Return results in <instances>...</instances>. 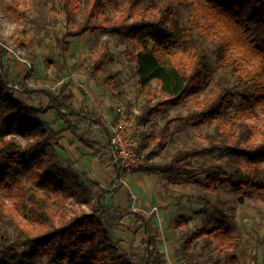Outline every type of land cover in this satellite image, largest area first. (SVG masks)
Here are the masks:
<instances>
[{"label":"trees","instance_id":"obj_1","mask_svg":"<svg viewBox=\"0 0 264 264\" xmlns=\"http://www.w3.org/2000/svg\"><path fill=\"white\" fill-rule=\"evenodd\" d=\"M11 1L8 9L19 29L15 42L24 46L20 25L30 15L21 6L28 8L33 0ZM181 9L188 13L185 22L178 18ZM61 11L66 24L73 26L58 40L62 55L69 50L68 38L88 32L115 36L117 45L127 46L125 53L135 64L146 98L140 123H147L165 104L195 97L188 115L167 119L157 135L158 145L164 146L175 121L211 125L212 131L205 135L203 146L177 151L166 165L168 170L206 173L204 189L214 193L224 178L236 194L246 189L264 192V117L261 129L249 122L264 115V0H62ZM209 39L215 45L213 54L206 46ZM24 47L28 58H36L29 46ZM6 52L3 42L0 198L13 199L29 222L18 225L14 234L0 227V264H163L153 214L109 203V188L94 190L72 167L60 163L58 147L64 131L80 136L83 126H101V120L72 109L69 83L58 88L24 83L17 88L4 65ZM100 70L99 64L95 71ZM101 78L112 96L131 108L120 71L108 69ZM40 96L49 103H37ZM159 96L164 99L155 102ZM52 108L65 122L64 130H48L37 119ZM148 138L152 137L143 132L141 151L149 147ZM213 154L226 158L209 165L182 161L184 156ZM149 156H154L152 151ZM140 170L150 172L152 167L147 163ZM69 200L72 207L87 205L89 211L71 209ZM126 218L134 219L136 235L143 236L142 248L130 255L121 252L107 229ZM203 237L216 241L220 253H227L236 242L230 226L205 227L182 243V257L194 260L193 241ZM253 258V264H260L256 255ZM235 260L232 257L230 264Z\"/></svg>","mask_w":264,"mask_h":264},{"label":"rangeland","instance_id":"obj_2","mask_svg":"<svg viewBox=\"0 0 264 264\" xmlns=\"http://www.w3.org/2000/svg\"><path fill=\"white\" fill-rule=\"evenodd\" d=\"M11 3V0H0V45L4 42L7 48L4 65L13 85L20 88L28 83L32 86L58 88L69 83L75 100L72 109L93 112L100 119H105L109 127V123L116 119L117 108L120 105L128 106L112 96L101 77L108 69L119 70L131 104L128 110L138 117L146 105V98L140 92L135 64L129 62L125 53L126 45H117L115 36L88 32L68 38L69 50L64 56L58 40L73 26L66 24L61 11L62 0H33L28 8L21 6L30 15V19L20 25L25 38L24 46H29L30 51L36 55L34 59L28 58L25 47L15 42L19 29L8 9ZM178 18L182 22L187 21V11L181 9ZM206 46L213 54L215 45L211 39L206 42ZM104 53L112 54L114 58L110 59ZM99 64L101 70L97 72L95 68ZM154 86H157L156 82ZM107 98L108 103L104 102ZM163 99V96H159L154 101ZM35 100L45 105L49 103L45 96ZM194 106V96L176 104H165L144 125V132L152 137L148 138L149 147L143 150L146 163L152 167L150 172L131 169L123 176L116 177L111 159L107 157L110 156L108 133L105 132V137L104 127L95 128L91 125L81 128V137L69 130L64 131L58 147L60 163L72 167L94 190L109 188V203L140 208L153 214V221L159 230L158 247L164 258L163 264H230L232 257H235L236 264H253L255 255L260 264H264V192L246 189L242 194H236L231 181L224 178L219 190L214 193L204 189L206 173L182 174L166 167L177 151L203 146L205 135L212 131L211 125L195 126L192 122L175 121L163 141L164 146L158 145L157 135L167 119L184 117ZM105 115L107 118H104ZM263 117L260 114L258 119L249 122L261 129ZM37 119L48 130L60 131L66 127L54 108L38 115ZM83 139L93 141L94 147L88 146ZM21 141L25 142L23 138ZM69 144L73 145L72 150ZM151 151L154 156L150 158ZM225 158L219 154L184 156L182 161L209 165L216 161L223 162ZM0 202L4 208L0 210V227L3 230L14 234L18 225L29 222L13 199L0 198ZM74 206L71 209L89 211L87 205ZM181 217L186 220H181ZM218 225L230 226L236 236L235 245L227 253H220L216 241L210 239L209 242L207 237H203L193 241L196 254L194 260L182 257L180 247L195 231ZM136 228L137 223L132 218L107 226L112 239L121 252L127 255L143 246V236L136 235Z\"/></svg>","mask_w":264,"mask_h":264},{"label":"built area","instance_id":"obj_3","mask_svg":"<svg viewBox=\"0 0 264 264\" xmlns=\"http://www.w3.org/2000/svg\"><path fill=\"white\" fill-rule=\"evenodd\" d=\"M143 132L144 125L138 121L137 115L120 105L109 129L110 157L118 175L146 167V155L140 150Z\"/></svg>","mask_w":264,"mask_h":264},{"label":"crops","instance_id":"obj_4","mask_svg":"<svg viewBox=\"0 0 264 264\" xmlns=\"http://www.w3.org/2000/svg\"><path fill=\"white\" fill-rule=\"evenodd\" d=\"M74 95V94H73ZM75 99H76V96H75ZM104 100V99H103ZM106 101V103H108V98L107 99H105L104 100V102ZM72 105H75V100H73L72 101ZM103 107H105L104 105H103ZM83 108H86V107H83ZM80 109H82V108H80ZM89 113H92V114H94L93 112H89ZM106 113V112H105ZM107 115H105L104 116V118H107L106 117ZM97 118H99V117H97ZM100 119V118H99ZM101 120V122H102V125L101 126H95V128H99V127H104V134H105V132L107 131V135H108V140H109V129H110V124L111 123H109V127H108V125H107V122H106V120L105 119H100ZM149 122V121H148ZM147 122V123H148ZM147 123H145V124H143V125H146ZM105 137H106V134L104 135ZM62 138H63V136H62ZM61 138V139H62ZM69 148L72 150V148H73V145H71V144H69ZM107 157H109L110 159H111V157L110 156H108L107 155ZM110 163H111V165H112V168H113V171H114V173H115V175H116V177H119V176H123L127 171H125L123 174H121V175H118L117 174V171H116V169H115V165H114V163L110 160ZM135 170H140V169H135ZM141 172H145V171H142V170H140ZM133 208V207H132ZM134 209H136V208H134ZM138 209H140V208H138ZM141 210H143V211H145L144 209H141ZM146 212V211H145ZM147 213V212H146Z\"/></svg>","mask_w":264,"mask_h":264}]
</instances>
